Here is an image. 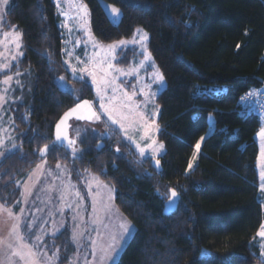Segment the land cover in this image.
I'll use <instances>...</instances> for the list:
<instances>
[{
	"label": "trees",
	"instance_id": "16d2710c",
	"mask_svg": "<svg viewBox=\"0 0 264 264\" xmlns=\"http://www.w3.org/2000/svg\"><path fill=\"white\" fill-rule=\"evenodd\" d=\"M101 1L116 6L119 18L111 21ZM55 2L11 0L5 15L3 29L22 34L23 56L0 79L29 72L30 90L13 108L21 150L0 163V204L16 202V182L39 163L47 145L50 166H66L74 180L89 173L114 187L116 208L135 227L116 264H261L257 232L264 212L255 139L261 121L242 113L240 98L264 86V0H82L99 43L130 39L139 28L148 34V52L165 81L156 97L157 140L165 149L158 158L161 172L150 159H138L99 113L91 85L72 78ZM134 57V49L120 50L114 65L128 68ZM82 100L92 101L101 114L93 124L102 125L104 139L88 134L74 157L55 143L54 127ZM209 116L213 132L187 173ZM99 142L104 147L97 149ZM171 190L179 195L178 207L165 216ZM51 242L59 264L68 263L74 254L69 228Z\"/></svg>",
	"mask_w": 264,
	"mask_h": 264
},
{
	"label": "rangeland",
	"instance_id": "374dc122",
	"mask_svg": "<svg viewBox=\"0 0 264 264\" xmlns=\"http://www.w3.org/2000/svg\"><path fill=\"white\" fill-rule=\"evenodd\" d=\"M55 1L57 5V14L60 17L67 18L65 21L59 23V25H61L60 29L63 30V35L65 36L63 58L72 78L87 81L91 85L95 95L96 107L99 110V113H101L107 120V115L104 114L103 110L100 108V97L97 95V87L99 86L103 91L105 85L102 83H93L92 77L86 73L79 71L73 73L72 67L79 69L85 66L84 63H79L78 61L87 63L89 68L92 67L90 60L110 61L113 65V70H111L112 74L118 77L116 84L129 94L133 91L132 85H135V88L138 91L142 86L150 84V91L155 93V96L152 103H149L146 109H144V97L142 95L137 94L133 99L136 102L141 103V108L146 112L149 121H154L149 130V136L157 142L156 146L160 145L161 143L157 140V134L159 131L157 121L160 108L156 104V97L164 89L165 81L163 80L162 83L155 82L154 73L157 70V67L151 56L150 60L144 59L145 49L149 54L147 48L148 34L147 40L141 41V35L146 32L141 28L137 29L140 30L139 34H137L136 30L135 35L132 38L122 40L126 43L120 44L119 41L111 44L116 45V48L109 55L107 52L109 45L99 43L91 32L88 7L86 6L87 16H84L83 11L77 7L79 4L85 5L82 0ZM101 6L109 19L115 21L118 15H113L111 8L117 7L105 1H101ZM133 41L136 42L134 43ZM129 48L134 49L137 52L138 57L132 59L131 65L128 68L120 69L127 72L130 68L136 67L138 68V76L132 74L122 76L114 71L115 68H118L114 65L116 53L120 50H126ZM141 62H143V67H139ZM153 64L155 67L152 66ZM104 66L106 67L107 64L105 63ZM16 73L17 72L8 74L13 77V80L7 93H4L3 91L6 86L0 84V96H4L5 98L3 101H0V139L4 141L3 146L0 147V152L5 153V156L0 157V163L8 155L21 150L20 145L17 143V134L15 133L13 108L17 103L22 102L24 94L30 90V74L29 72H19L20 75H17ZM100 76L101 74L98 73L97 81L100 80ZM1 80L2 79H0V81ZM16 81L20 82L19 85ZM121 81L124 83L121 84ZM62 88L65 90H71V87L68 85H63ZM114 95L116 96V99H113L111 105L108 106H119L121 99H123L120 96L119 91L114 94L111 88H108L105 93L106 104L109 98ZM121 111L126 113L128 109L123 108ZM153 112H155V115H152ZM94 121L92 123L71 122L70 135L77 143L75 144V155H73V152L71 151L74 157L79 156L81 153L82 150L80 148V143L88 134L97 137L99 140L104 139L102 125L98 123L93 124ZM108 121L111 123L110 120ZM260 121L261 126L255 139L259 147V155L257 159V172L260 184L259 200L262 202L264 211V191H261L262 181L260 176L261 161L264 160V158L261 157V150L262 147H264V142H262L259 136L260 129L264 127V119L260 118ZM124 123L126 128H128V135L133 138L132 140H129L125 136L124 132L120 130L119 125L111 124L122 134L126 142L132 147V150L138 156V159L153 160L151 149H146L144 156H141L139 149L136 147L137 143L142 147L151 143V140L149 139H141L144 135L143 129H139L138 123H133L132 120L124 121ZM208 123L209 128L207 134L203 137V140H199L198 143L200 144V148L199 150L195 148V159L193 160L192 156L190 160L192 167L191 169L187 168V173L195 168L203 141L213 132L214 120L212 116H209ZM133 141H135V143ZM13 144H15V147H13ZM164 153L165 149L163 147V149H161L155 156V159L161 158ZM37 165H41V167L37 168ZM37 165L23 178L16 182V186L19 189V196L16 202L11 207H8L12 208L14 215L21 216L19 225L21 234L25 236V242L37 244L39 242L36 240V237L39 236L40 240L43 241L39 247L40 252L46 253L47 257H51L57 252V250L51 246L53 243L51 242L52 238L68 227L70 230V241L74 246V254L70 256L69 261L66 264H85V256L91 261L92 249L90 242L92 240L96 241L97 256L101 254V249H107L109 244L114 245V248L108 251L109 256H113L114 253V258L111 260H105L104 264H116L124 249L130 242L135 232V227L116 208L114 187L89 173L82 177L80 176L78 180H74L66 166L60 164V169H57L56 166L52 167L48 164L45 157H40V161ZM93 177L97 178L99 183L93 180ZM104 185L107 187H104ZM77 192H79V198L76 195ZM17 201H19V203H17ZM94 206L95 211L93 210ZM3 207L6 206L3 205ZM20 209H24L22 215ZM14 223H16V221L9 218L7 213L0 209V264H9L8 257L11 255L12 249H10L8 245H15L16 243L14 235H10L11 227ZM122 223H128L130 225L129 233H123V230L120 228ZM262 224H264V221ZM74 233L77 234L75 241H73ZM80 234H83L82 237ZM48 238H50V241L44 243ZM257 241L260 259L264 261V257L260 254L262 251L260 245L264 241H262L259 236H257ZM205 252L206 251H203V253ZM58 255L60 259L59 252ZM12 260L15 264H19L16 257H12ZM41 260H45L43 255L41 256ZM58 261L55 262V264H59Z\"/></svg>",
	"mask_w": 264,
	"mask_h": 264
},
{
	"label": "snow or ice",
	"instance_id": "6c2138e0",
	"mask_svg": "<svg viewBox=\"0 0 264 264\" xmlns=\"http://www.w3.org/2000/svg\"><path fill=\"white\" fill-rule=\"evenodd\" d=\"M9 3V0H0V11H3L4 7L7 6ZM59 6V5H58ZM77 7L83 11L84 16H87V10H86V5L79 4ZM111 12L113 15H119V9L113 7L111 8ZM63 14V13H62ZM140 30H137V34H139ZM3 39H0V45L4 47V51L7 52L9 51L8 49V44L14 45L16 51L14 54L11 55V60H16L18 56H22L23 53L19 51L21 48V38L22 34L17 31L13 30L11 32H4L2 33ZM141 41L147 40V33H143L140 37ZM134 43L136 41H133ZM126 43L125 41H120V44ZM116 48V45H109L107 52L110 55L113 50ZM3 53H0V56H2ZM145 60H150V54L146 52L145 49ZM8 58L5 57V62L0 63V71H4L5 69H10L11 65L10 63L7 62ZM79 63H84L83 68L77 69L76 67H72V72H82L86 73L87 75L92 77L93 83H102L105 85L104 90L102 91L101 88L98 86L97 87V95L100 97V108L103 110V113L107 115L108 120L111 121L113 125H119V128L121 131L124 132L125 136L129 139L132 140V136L128 135V128H126L124 121H129L132 120L133 123H138L139 129H143L144 135L141 137V139H149L151 140L150 144H147L145 146H141L139 143L136 144L137 149H139L140 155L144 156L146 149H151L152 153V158L155 159V156L159 153L161 149H163V144H160L156 146L157 142L149 136V130L152 127V124L154 121H149V118L147 117L146 112L144 109L147 108L149 103H152L153 98L155 96V93L151 92V85L146 84L142 86L138 91L135 88V85H132L133 91L131 94H129L127 91L123 90L120 88L119 85L116 84V80L118 79L117 76L112 74L113 70V65L110 61H95V60H90V63L92 64V67L89 68L88 64L83 62V61H78ZM105 63L107 66L105 67ZM155 67V65H152ZM139 67H143V62L139 65ZM115 72L119 73L122 76H127L129 74L136 75L138 76V68H130L127 72H125L123 69L120 68H115ZM100 73V80L97 81V74ZM17 75H20L19 72L16 73ZM154 78L155 82L162 83L164 80L163 75L159 72L157 69L154 73ZM63 78L61 77V80ZM13 80V77L11 75H6L5 78L3 79L2 82L3 85L6 87L3 89L4 93H7L9 91V88L11 86V82ZM16 83L19 85V81H16ZM124 82L121 81V84ZM108 88H111L112 92L115 94L119 91L120 96L123 98L120 101L119 106L111 105V101L113 99H116V96L114 95L113 97H110L109 100L107 101V104L105 102V93ZM137 94L142 95L144 97V109L141 108V103L136 102L133 97H135ZM249 96L254 95L253 93H249ZM5 98L4 96H0V101H3ZM126 108L128 111L125 113L121 111V109ZM81 109H86L87 114L86 115H79L77 116L78 119H87V120H100V115L93 111L92 105L89 103V101L84 100L83 103H80L77 105L76 108L71 109L68 113L65 114V117L60 120V122L56 125V141L58 142L59 146H64L65 142L67 146L71 147L75 144V141L72 139H69L67 133L61 132V125L65 124L66 119L75 114L80 112ZM158 110V109H157ZM152 115H155V112L152 113ZM259 136L264 142V127L260 129ZM201 140H203V137H201ZM135 143V141H133ZM4 144V141L0 139V147H2ZM13 147H15V144H13ZM55 145L53 146V150H55ZM200 144L197 143L196 149L199 150ZM10 151V150H9ZM48 151V146L45 145L44 149L40 150L41 156H44L45 153ZM73 155H75L76 149L73 147L72 148ZM5 156L4 152H0V157ZM261 157L264 158V147H262L261 150ZM195 159V154L193 155V160ZM156 166H159L160 161L158 159L155 160ZM41 165H37V168H40ZM57 169L61 168L60 164L56 165ZM192 164L189 163L188 168L191 169ZM261 191H264V160L261 161ZM93 180H95L97 183H99L98 179L93 177ZM104 187H107L104 185ZM27 190V189H26ZM77 197L79 198V192L76 193ZM63 198V197H61ZM171 198L172 202H174L175 198H178V194L175 190H171ZM19 203V201H17ZM71 206V205H69ZM0 209H2L4 212L7 213L9 218H12L16 221L11 227V232L10 235H14L15 237V245L9 244L8 247L12 249L11 255L8 257L9 264H15V262L12 260V257H16L19 264H55L59 260V255L58 252L59 250L57 249V252L53 254L51 257H47L46 253H41L39 250L40 244L43 243V241L40 240V237L37 236L36 240L39 242L37 244H31V243H26L25 242V236L21 234L20 231V225L19 221L21 219L20 215H14L12 208L8 207H3V205H0ZM93 210L95 211V206L93 207ZM24 209H20L21 215L23 214ZM120 228L123 230V233H129L130 231V225L128 223H122L120 225ZM81 237L83 234H80ZM257 236H259L262 241H264V224L261 225L260 230L257 232ZM77 234H73V241L76 240ZM91 245V255H92V260L89 261L87 256L84 257L85 264H104L105 260H111L114 258V253L113 256H109L108 251L114 248V245L109 244L107 249H101V254L97 256V246H96V241L92 240L90 242ZM262 251H261V256L264 257V242L261 243L260 245ZM45 257V260H41V256ZM261 264H264V261L261 262Z\"/></svg>",
	"mask_w": 264,
	"mask_h": 264
},
{
	"label": "water",
	"instance_id": "95a60500",
	"mask_svg": "<svg viewBox=\"0 0 264 264\" xmlns=\"http://www.w3.org/2000/svg\"><path fill=\"white\" fill-rule=\"evenodd\" d=\"M83 101H84V100L80 101L79 103H77V104H76L74 107H72L71 109L76 108L77 105L80 104V103H83ZM87 101H89V100H87ZM89 103L92 105V109H93V111L97 112V110H96V108H95V106H94V103H93L92 101H89ZM71 109H69L67 112H65V113L62 115V117L58 120V122L56 123V125L60 122V120H61L62 118L65 117V114L68 113ZM86 114H87L86 109H81L80 112L75 113V114L69 116V117L66 119L65 124H64V125H61V132H62V134L66 132L67 135H68V137H69V139H72V138H71V135H70V129H71V122H72V121H74V122H79V123H92V122L95 120V119H93V120L90 121V120H87V119H78V118H77V116H79V115H86ZM56 125H55V127H54V141H55V143L59 146L58 142L56 141ZM72 140H73V139H72ZM74 141H75V140H74ZM75 144H76V141H75ZM75 144H74L73 146L69 147V146H67V144H66V142H65L64 146H59V147H64L65 149H68V148H73V147L75 146ZM102 146H103V142H99L98 145H97V149L102 148ZM43 149H44V148H43ZM45 155H46V153H45ZM45 155H44V156H41V154L39 153V157H45ZM155 160H156V159L151 160V162H150V163H151V166L153 167V169H154L155 171H157V172H161V162H160L159 166H156V164H155ZM172 199H173V198H171V191H170V192H169V195H168V198H167V200H166L165 203H164L163 214H164L165 216H169V215H171L172 213H174V212L176 211L177 207H178L179 195H178V198H175V199H174V202H172Z\"/></svg>",
	"mask_w": 264,
	"mask_h": 264
},
{
	"label": "built area",
	"instance_id": "2783aa9c",
	"mask_svg": "<svg viewBox=\"0 0 264 264\" xmlns=\"http://www.w3.org/2000/svg\"><path fill=\"white\" fill-rule=\"evenodd\" d=\"M60 27L61 25L58 24V28ZM249 93H253L254 95L249 96ZM240 104L243 114H253L264 119V86L253 87L248 90L241 96Z\"/></svg>",
	"mask_w": 264,
	"mask_h": 264
},
{
	"label": "crops",
	"instance_id": "0c3cea01",
	"mask_svg": "<svg viewBox=\"0 0 264 264\" xmlns=\"http://www.w3.org/2000/svg\"><path fill=\"white\" fill-rule=\"evenodd\" d=\"M55 3H56V2H55ZM10 4H11V0H9L8 5L4 7L3 11H0V39H3L2 33H4V32H11V31H13V30H16V29H11V30H4V29H3V24H4V21H5V15H6V13H7V10L9 9ZM56 9H57V5H56ZM71 18H72V17H71ZM71 18H69V19H71ZM118 18H119V15L117 16L116 19H118ZM61 19H62L61 22H63V21H65L67 18L61 16ZM63 24H64V23H63ZM17 31H18V30H17ZM20 43H21V48L19 49V51L23 53L22 40L20 41ZM7 47H8V49H9V51L5 52V51H4V47H3L2 45H0V53H3V55L0 56V63H4V62H5V57H7V58H8V61H7V62L10 63V65H11V67H12V65L15 64L19 59H21L23 55H22V56H18L16 60H11V55L15 53L16 49H15L14 45H12V44H8ZM10 69H11V68H10ZM10 69H5L4 71H0V73H7L8 71H10ZM3 79H4V78H2V80H1L0 82H2ZM0 84H3V83H0ZM258 176H259V175H258ZM259 185H260V184H259ZM259 196H260V190H259ZM261 204H262V202H261ZM262 207H263V206H262ZM263 212H264V211H263Z\"/></svg>",
	"mask_w": 264,
	"mask_h": 264
},
{
	"label": "flooded vegetation",
	"instance_id": "af4514ba",
	"mask_svg": "<svg viewBox=\"0 0 264 264\" xmlns=\"http://www.w3.org/2000/svg\"><path fill=\"white\" fill-rule=\"evenodd\" d=\"M104 147V145L102 146V148ZM64 148V147H63ZM74 148H75V146H74ZM66 150H72V148H68V149H66Z\"/></svg>",
	"mask_w": 264,
	"mask_h": 264
}]
</instances>
